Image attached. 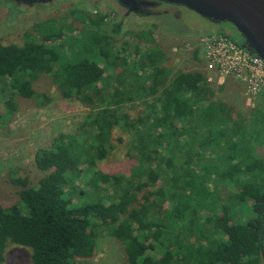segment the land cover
<instances>
[{"label":"trees","instance_id":"trees-1","mask_svg":"<svg viewBox=\"0 0 264 264\" xmlns=\"http://www.w3.org/2000/svg\"><path fill=\"white\" fill-rule=\"evenodd\" d=\"M84 8L69 12L82 15L84 27L60 42L26 32L22 43L0 40L6 108L17 98L46 103L33 82L50 74L62 98L90 110L75 133L35 151L36 168L46 172L36 184L10 171L18 200L0 203V263L14 243L31 249L30 264H79L106 232L122 245L124 264H261L264 97L244 116L235 113L202 70L172 72L155 45L136 47L130 60L112 43L123 23L102 31L106 14ZM133 32L153 42L152 30ZM200 53L195 46L203 67ZM118 150L133 160L128 174L100 169Z\"/></svg>","mask_w":264,"mask_h":264},{"label":"rangeland","instance_id":"rangeland-1","mask_svg":"<svg viewBox=\"0 0 264 264\" xmlns=\"http://www.w3.org/2000/svg\"><path fill=\"white\" fill-rule=\"evenodd\" d=\"M145 1L146 6H139L136 12L127 9L128 5L124 7L119 0H45L30 4L0 0V40L3 43H22L26 32L39 39L42 34H46L49 36L48 43L60 42L61 37L63 39L73 28L78 34L77 30L84 27L82 15L69 14L71 9L82 6L85 7V13H92L91 17L96 13L106 14L99 24L102 31L107 32L111 21L123 23L121 33L115 36L121 39L112 43L120 50L124 47L123 52L130 60L137 58L134 52L136 47L146 52L155 45L164 51L165 65L172 72L198 69L193 49L195 38L202 34L224 32L236 42L243 41L229 23L213 22L182 5L158 0ZM52 22L62 31L60 35H53L55 27ZM153 24L155 28L152 29ZM36 25H40V33L32 32ZM141 29L152 30L150 38L153 42L134 38L133 31ZM211 86L217 99L243 116L258 103L249 108L245 103L244 85L233 79L228 78L222 84L212 83ZM33 88L48 97L46 103L17 98L14 109H8L0 103V203L3 205L18 200L17 188L10 180V171L16 169L19 175L27 176L31 184H36L46 172L36 168L35 151L46 147L58 134L75 133L90 111L75 98H62L50 74L39 75L33 82ZM132 162L126 153L118 150L101 162L99 168L128 174ZM30 256L29 247L10 243L5 249L4 261L0 264H30ZM79 261H82L79 264H124L125 254L122 245L114 237L100 232L94 256ZM261 264H264V258Z\"/></svg>","mask_w":264,"mask_h":264},{"label":"built area","instance_id":"built-area-1","mask_svg":"<svg viewBox=\"0 0 264 264\" xmlns=\"http://www.w3.org/2000/svg\"><path fill=\"white\" fill-rule=\"evenodd\" d=\"M195 46L204 58L208 80L222 84L229 78L242 83L248 107L264 97V61L258 55L221 33L202 34Z\"/></svg>","mask_w":264,"mask_h":264},{"label":"water","instance_id":"water-1","mask_svg":"<svg viewBox=\"0 0 264 264\" xmlns=\"http://www.w3.org/2000/svg\"><path fill=\"white\" fill-rule=\"evenodd\" d=\"M32 2L33 0H25ZM138 11L145 0H119ZM185 6L213 22H226L240 34L246 47L264 61V0H158ZM124 6V7H125Z\"/></svg>","mask_w":264,"mask_h":264},{"label":"crops","instance_id":"crops-1","mask_svg":"<svg viewBox=\"0 0 264 264\" xmlns=\"http://www.w3.org/2000/svg\"><path fill=\"white\" fill-rule=\"evenodd\" d=\"M199 56L202 57V54L200 53ZM195 61H196V59H195ZM198 69L202 70V71L206 74V76H207V73H206V71H205V69H204V66H203V67H199V66H198ZM207 80H208V77H207ZM208 81H209L211 84H212V83H217V82L214 81V80H208ZM217 84H218V83H217Z\"/></svg>","mask_w":264,"mask_h":264},{"label":"flooded vegetation","instance_id":"flooded-vegetation-1","mask_svg":"<svg viewBox=\"0 0 264 264\" xmlns=\"http://www.w3.org/2000/svg\"><path fill=\"white\" fill-rule=\"evenodd\" d=\"M13 1V3H17V2H25V3H27V4H30V3H34V2H41V1H45V0H33L32 2H26L25 0H12Z\"/></svg>","mask_w":264,"mask_h":264}]
</instances>
